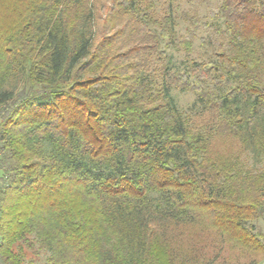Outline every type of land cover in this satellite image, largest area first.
Listing matches in <instances>:
<instances>
[{"label": "trees", "instance_id": "16d2710c", "mask_svg": "<svg viewBox=\"0 0 264 264\" xmlns=\"http://www.w3.org/2000/svg\"><path fill=\"white\" fill-rule=\"evenodd\" d=\"M219 1L217 60L173 71L161 40L194 32L150 0H0V264L264 260V170L230 149L264 156V0Z\"/></svg>", "mask_w": 264, "mask_h": 264}, {"label": "rangeland", "instance_id": "374dc122", "mask_svg": "<svg viewBox=\"0 0 264 264\" xmlns=\"http://www.w3.org/2000/svg\"><path fill=\"white\" fill-rule=\"evenodd\" d=\"M154 6L151 8L146 7L145 3L141 4V11H135L134 14L141 18L142 15L149 11L155 16L162 19L167 14H172L175 19V38L183 40L187 36L194 32L191 36L192 45L189 50L181 48L176 50L173 48H167V38L161 40V48L164 55L157 57L155 63L152 66L156 68H162L164 65L173 70H184L187 68L192 60L195 61H209L217 60L215 54L218 48L213 42L215 35L213 33L214 28L211 26H205L204 24H214L216 22V13L218 12L217 5L219 0H150ZM185 14H192L199 18L201 21V27L195 30L194 25L185 17ZM152 27V26H151ZM160 31V27H159ZM153 72L156 76L157 83L160 84L161 78L159 72ZM155 79V80H156ZM171 94L174 96L178 109L189 118H195L194 116L199 114L201 105L197 101V95L190 91H182L178 86L172 85ZM229 148V147H228ZM231 152L237 158L238 162L248 168L262 169L264 170V156L260 159H256L250 151L243 150L241 145L233 141L230 143ZM258 227L264 230V221L257 223ZM191 244V240L185 239L184 246L188 247ZM224 252L221 254L222 257L218 258L212 264H239L244 261L245 258L238 259V255L227 247H224ZM211 253V248L206 249ZM27 256L34 264H47V252L40 246L38 241H35L33 250H27ZM212 257V255H211ZM264 264V260L260 262Z\"/></svg>", "mask_w": 264, "mask_h": 264}]
</instances>
